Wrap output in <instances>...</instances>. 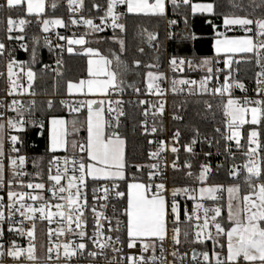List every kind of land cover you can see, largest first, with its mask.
<instances>
[{"label": "snow or ice", "instance_id": "6c2138e0", "mask_svg": "<svg viewBox=\"0 0 264 264\" xmlns=\"http://www.w3.org/2000/svg\"><path fill=\"white\" fill-rule=\"evenodd\" d=\"M182 2L190 4V0ZM58 3L59 0H51L50 5L46 0H3L0 9L26 11L44 33H49L54 28H68L62 18H44L46 8L55 10ZM171 3L178 6V0ZM229 3L241 11L260 10L258 15L221 13L226 31L239 28L245 35L228 36L216 31L217 25L212 24L216 32L214 57L173 56L168 61L173 73L183 72L185 66L203 73L197 80L169 77L159 70L158 63L123 58L127 52L122 35L126 32L123 21L127 14L164 17L166 0H90L88 11L95 12L88 16L80 15L86 7L85 0H67L72 14L70 24L82 25L85 31L79 36H56L66 41L67 53H76L73 46H80L79 52L86 57V77L66 84L69 96L79 94L82 98L74 103L59 101L70 114H77L71 120L52 111L51 99L46 102L44 118L37 119L35 99L25 100L36 95L33 85L37 72L32 65L39 62V38L33 37L29 61L16 59L14 50L0 42V58L7 53L4 70L0 71L6 81L0 99V258L6 255L16 264H51L55 256L59 264H72L86 253L90 264H264V0ZM216 7L213 0L192 4L191 11L216 15ZM31 22L9 15L6 39L23 41L25 27ZM108 28L111 36L87 39ZM140 35L146 37L144 42L149 47L157 39L147 29H142ZM188 38L197 37L190 34ZM44 43L52 48L47 37ZM109 43L115 47L92 46ZM19 47L28 51L23 43ZM55 47L61 54L65 51L59 43ZM136 51L145 54L142 47ZM238 54L254 60L260 69L255 72L256 98L246 95L245 84L232 75L233 63L240 62L234 59ZM217 57L223 59V68L216 66L220 62ZM56 64L62 65V60L58 58ZM48 67L45 65V70ZM130 74L142 76L143 88L127 82ZM126 88H131L137 97H146L138 98L135 104L143 117L139 121L141 134L149 146L155 145L147 152V164H129L126 157V138L120 132L121 118L126 117V102L122 99ZM236 89L245 95L236 97ZM185 93L220 98L222 126L215 127L212 135L192 127L190 139L181 147L191 157H197L198 143L215 146L216 155L225 158L215 167L223 168L232 178L231 183L210 182L213 166L208 162H199L198 170H194L192 160L180 162L181 148L176 146L181 141L179 128L167 141L161 138L167 96ZM204 106L207 110L213 107L207 100ZM172 119L180 121L183 117L174 112ZM34 128L47 133V146L45 156L32 159L34 171L29 172V157L23 149L29 130ZM168 152L174 157L170 162L166 159ZM212 155L203 152L206 160ZM132 168L134 172L129 171ZM169 183L173 186L169 187ZM180 198L192 201L191 208L182 209ZM37 220L48 225L50 246L43 259L37 255ZM5 224L10 234L26 239V246L11 239L5 247ZM182 224L188 226L183 233Z\"/></svg>", "mask_w": 264, "mask_h": 264}, {"label": "trees", "instance_id": "16d2710c", "mask_svg": "<svg viewBox=\"0 0 264 264\" xmlns=\"http://www.w3.org/2000/svg\"><path fill=\"white\" fill-rule=\"evenodd\" d=\"M48 1V0H47ZM197 1H206L213 2V0H197ZM245 4H251L252 0H243ZM258 2V0H257ZM217 5L216 15L204 14V13H193L189 5H184L182 0H178V6L174 7L171 2H168L167 12L170 21H175V24H171L172 28L170 29V37L166 42V53L169 57H186L188 59L204 58V57H214L216 54L213 51V40L216 37V32L213 31L212 24L217 25L216 31L218 32H228L229 35H232L231 31H226L223 26V16L221 13L228 12H238L239 14L252 13L253 15H258L260 10L256 9L255 12L251 8L241 11L240 9H234L230 6L229 0H215ZM51 4L50 2L48 3ZM85 9L82 13L83 15H91L95 12L92 10V13H89L88 8L90 7V0H85ZM11 15L12 18L19 16L21 18H26L32 22L25 27V36L26 43L28 46V51H22L17 54L18 60H30V51L32 47L33 37H40L44 39L46 33H44L41 27L37 24L36 20L31 16H27L26 11H9L7 9H0V38H3L6 34V22L8 16ZM72 16L68 12V8L65 5V0H59L58 7L54 10L51 7L46 8V14L44 18H54L59 17L65 20L68 24V28H56L63 35L71 37L73 33L77 36L84 33L85 28L82 25H71L69 17ZM211 21V24L208 23ZM126 24V32L122 35L126 41L127 52L123 54V58L131 62L133 59H140L148 63H158L159 65L162 62L164 56V33H165V19L164 17H155V16H144L143 14H127L126 18L123 21ZM142 29H147L148 32H154L157 39L152 42V47H149L144 41L146 37L140 35ZM190 34H194L197 38L190 39L188 38ZM244 34V33H241ZM251 35V33H247ZM111 28L105 29V32L99 33L96 36L87 37L89 40L102 39L106 36H111ZM42 41H39V62L35 65H32L33 69L37 72V78L34 82L35 89V101L37 104L35 116L44 118L47 113V100L51 99L54 102V107L52 109L56 114L62 115L65 119L71 120L73 116L77 115L75 113L70 114L68 109L62 108L59 101L64 100V98H75L80 96H69L66 92V84L69 80L73 82L78 81L81 78L86 77V57L79 52L80 47H76V53L79 54H69L65 53L57 57L62 60V65H57L56 71H42L40 69L41 65L46 61H51L52 57L47 53L46 49L41 46ZM93 47H115L113 45L104 44L97 45L93 44ZM138 47L145 49V54H140L136 51ZM250 56V54H248ZM56 59V60H57ZM220 61L217 65L223 66V59L217 57ZM235 60L240 61L239 63H233L232 68L234 70L233 76L240 82L244 83L247 92L251 93L254 89V85L249 84V81L253 80L254 74L257 70L254 60L246 59L245 54H238L234 57ZM6 61L5 57L0 58V71L4 68V63ZM57 71L60 75H57ZM201 72L190 71L187 66L186 70L179 76L184 77L187 75H200ZM131 80L128 83L135 82L136 84L142 83V76L135 74H130ZM175 76L171 74V77ZM176 77V76H175ZM1 78V77H0ZM241 92L239 89H236L234 92ZM207 100L212 103V109L207 110L204 106V101ZM70 103V102H69ZM220 98L212 97L210 95L203 96H187V95H172L170 99L169 110L170 112L181 115L183 120L180 121H171V129L174 131L177 128L181 130V141H180V160L183 162L186 159L192 160L194 165V170H198V163L203 162V154L197 157H191L189 154L183 151L181 147L182 144L186 143L191 137L190 129L192 127H197L202 133L208 135L213 134V129L215 127H221L223 121V114L219 107ZM126 117L122 126V135L126 138V157L129 164H147L150 161L147 159V152L149 150V145L147 144L146 138L141 134V129L139 127V121L141 120L140 108L137 105L128 106L126 109ZM83 118V117H81ZM81 134L84 135L83 130ZM47 133L44 132L41 134L39 129H31L27 135L26 145L23 149L24 153L29 157L27 162L28 171H34L32 167V159L45 156L46 154V140ZM150 139V137H148ZM196 150L198 151H213L217 152L215 146L209 148L207 144L196 145ZM220 162H224V156H220ZM239 162V161H238ZM213 166V174L210 179L212 183H231L230 177L226 176L225 170L216 169V165ZM134 172L135 169L132 168L129 170ZM173 173L171 174V177ZM172 185V184H171ZM173 186V185H172ZM192 201H181V208L184 206L191 208ZM225 215V209L224 213ZM183 218V214L181 213ZM187 225H181V233L187 228ZM181 240L183 241V236L181 235ZM188 245H184V249H188ZM190 255V251H189Z\"/></svg>", "mask_w": 264, "mask_h": 264}, {"label": "built area", "instance_id": "2783aa9c", "mask_svg": "<svg viewBox=\"0 0 264 264\" xmlns=\"http://www.w3.org/2000/svg\"><path fill=\"white\" fill-rule=\"evenodd\" d=\"M2 2H3V0H0V3H2ZM168 2H169V1L166 0V11H165V15H164V19H165V33H164L165 45H164V56H163L162 62H161V64H160V68H159V70H160V71H164L169 77H171V74H174V75H175L176 77H178V78H190V79H197V80H198V79L200 78V76L203 75V73H201L200 75H187V76L181 77V76H179V75H181V74L186 70V66H185L183 72H176V73H173V72L170 70V68H169L168 61L171 59V57H169V55L166 53V42H167V39L170 37V29L172 28V25L169 23L170 20H169L168 12H167ZM65 5L67 6V0H65ZM67 8H68V6H67ZM80 15H83V14H80ZM85 16H88V15H85ZM17 18H21V17L16 16L14 19H17ZM73 18H78V16H73ZM96 22L98 23L99 21H96ZM230 31H231V33H232L233 35H235V34L245 33L242 29H239V28H233V29L230 30ZM56 33H59V34L63 35V34H62L59 30H57L56 28L50 30V32H49V33H46V35H45V36L48 38V40L51 42V44H52V48H51V49H50V48L44 43V39H42V38L39 37V41H42L41 46L44 47V48L46 49L47 53L50 54V56L52 57V60H51V61H46V62H44V63L41 65L40 69H41L42 71H47V70L50 71V70H53V72H55V71H56V68H57V64H56V59H57V57H58L59 55H63V54H65V53L67 52V51H66V47H67V43H66V41H59V40L57 39ZM16 34H18V33H17V32H13V33H12V35H16ZM225 34H226V35H229L228 32H225ZM24 36H25V33H24ZM0 42H4V43L6 44V48H9V49L14 50V55H15V57L17 56V54H18L19 52L25 51L23 48H20V47H19V44H20V43H23V44L27 45V43H26V36H25V38H24L23 41H21V42H17V41H15V40H12V41L7 40V39H6V34H5V36H4L3 38H0ZM57 43H59V44H61V45H63V46L65 47V51H64L62 54H61V52H60V49H57V48L55 47V45H56ZM6 57H7V53H5V58H6ZM16 59H17V57H16ZM23 61H26V60H23ZM45 65H48V66H49L46 70H45V68H44ZM216 66H217L218 68H223V66L221 67L220 65H216ZM3 70H4V68L2 69V71H3ZM259 70H260V69L257 67L256 72L259 71ZM233 73H234V70H233V68H232V75H233ZM220 80H221V82L223 81V75L220 76ZM248 83L254 85V89H255V87H256V85H255V74H254L253 80H252V81H249ZM137 85H139V86H141V87L143 88V84H142V83H141V84H137ZM164 86L166 87L167 85H164ZM5 88H6V81H5V79H4L3 77H1V78H0V99L3 98V94H4V90H5ZM254 89H253V91H252L251 93L247 92L246 95H248L249 97H252V98H256V93H255ZM33 90L35 91L34 86H33ZM235 91H236V90H235ZM235 91H234V92H235ZM234 94H235V93H234ZM183 95H187V94L185 93V94H183ZM235 95H236V97H242L243 95H245V93H243V92H239V93H236ZM210 96H211V95H210ZM212 97H213V96H212ZM34 98H35V97H25V100H28V99H34ZM79 98H82V97H75V98H72V99H69V98H66V97H65L64 100H68L70 103H74V102H75L77 99H79ZM138 98H140V99H144V98H146V97H144V96L137 97V95L132 91L131 88H126V90H125V94H124L123 97H122V99L126 102L125 105H124L125 112H126V109H127L128 106L136 105V104H135V101H136ZM218 98H219V97H218ZM170 99H171V94H169V95L167 96V106H166L165 115H164V117H163V122H164V125H163V126H164L165 131H164V133H163L162 135H161V134H157V135H161V138H164L166 141L171 137V133L173 132V130L171 129V121L173 120V119H172V114H173V113L170 112V110H169ZM128 101H132V103H128ZM126 113H127V112H126ZM36 118H37V119H43V118H40V117H38V116H36ZM124 119H125V117H122V118H121L122 123H121L120 132L122 131V126H123ZM141 119H143L142 116H141ZM149 123H151V119L149 120ZM174 131H175V130H174ZM81 136H83V134H81ZM151 138H152V137H150V139H151ZM176 146H177V147H180L179 144L176 145ZM150 147H151V148H154L155 145L149 146V149H150ZM195 151H196L197 153H201V154H203L202 151H198V150H196V146H195ZM204 152H205V151H204ZM207 152H210V151H207ZM211 153H213V155H212L210 158H208L207 160H206L205 157H204V158H203V162H208V163H210V164H213L214 166L217 165V164H219V163H221V162H220L221 160H220L219 157L222 156V155H216V153H214L213 151H211ZM173 158H174V157H173V154H171L170 152L166 153V159H167L169 162H170ZM179 159H180V155H179ZM180 162H181V160H180ZM181 163H182V162H181ZM26 170L28 171V167H27V165H26ZM171 174H172V171H171V169H169V170H168V175H169V178H170V179H171ZM229 179H230V182H232V178L230 177ZM168 186H169V187H172L171 183H169ZM181 201H186V200H185L184 198H180V200H179L180 205H181ZM184 207H185V206H184ZM108 214L111 215V207H109V209H108ZM17 219H19V217H17ZM25 226H26V227L28 226V223H27V222H25ZM3 227H4V233H5V235H4L5 247H7V243H6V242L9 241V240H11V239H16L18 243H20V244L23 245V246H26L27 241H26L25 238L17 237V236H13L12 234H10V233L8 232V230H7V224H5ZM38 227H39V228H42V230L44 231V232H43V233H44V244H43V247H42L41 252H40L39 254H37L39 257H41V258L43 259L44 254L46 253V249H47V247L50 246L49 243H48L47 235H46V233H47V227H48L47 222H46V221H45V222H41V221L37 220V221H36V232H37ZM52 227H56V225L53 224ZM169 228H171V224L169 225ZM212 231H213V234H215V230L213 229ZM60 239L62 240L63 238H60ZM56 240H57V238H56L55 236H53V242H56ZM37 243H38V239H37V237H36V246H37ZM207 243H208L209 247H211V241H208ZM168 259L171 260L172 257L169 256ZM0 264H16V262L13 261V260H11L10 258H8V257L5 255V257L0 258ZM51 264H59V262H57V261L55 260V256H53V259H52ZM72 264H90V258H87L86 253H85V256H84V257H78L77 259H74L73 262H72Z\"/></svg>", "mask_w": 264, "mask_h": 264}, {"label": "rangeland", "instance_id": "374dc122", "mask_svg": "<svg viewBox=\"0 0 264 264\" xmlns=\"http://www.w3.org/2000/svg\"><path fill=\"white\" fill-rule=\"evenodd\" d=\"M197 3H208V2H206V1L190 0V8H191V5L192 4H197ZM196 13H200V12H196ZM204 14H208V13H204ZM231 36H237V35H231ZM43 232L44 231L42 230V228H39L38 227L37 232H36V237L38 239V243H37V254H39L41 252V250H42L41 245L44 244V233Z\"/></svg>", "mask_w": 264, "mask_h": 264}, {"label": "crops", "instance_id": "0c3cea01", "mask_svg": "<svg viewBox=\"0 0 264 264\" xmlns=\"http://www.w3.org/2000/svg\"><path fill=\"white\" fill-rule=\"evenodd\" d=\"M169 2H171V0H168ZM51 3V0H46V4H48V3ZM246 33H244V34H235V35H245ZM233 35V34H232ZM228 36H231V35H228ZM214 40H215V38H214ZM214 40H213V44H214ZM74 47V49H76V47H80V46H73ZM213 51H214V53H215V50H214V48H213ZM130 80H131V75H129L128 77H127V82H130ZM235 95V94H234ZM71 96H79V94H73V95H71ZM236 96V95H235ZM226 199H227V194L225 193V201H226ZM226 214H227V209L225 208V216H226Z\"/></svg>", "mask_w": 264, "mask_h": 264}, {"label": "water", "instance_id": "95a60500", "mask_svg": "<svg viewBox=\"0 0 264 264\" xmlns=\"http://www.w3.org/2000/svg\"><path fill=\"white\" fill-rule=\"evenodd\" d=\"M191 254V253H190Z\"/></svg>", "mask_w": 264, "mask_h": 264}]
</instances>
